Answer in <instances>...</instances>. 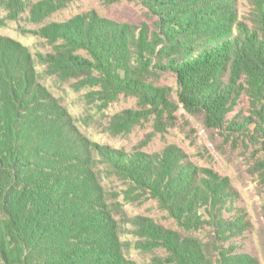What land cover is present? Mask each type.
Returning <instances> with one entry per match:
<instances>
[{"label":"trees","instance_id":"trees-1","mask_svg":"<svg viewBox=\"0 0 264 264\" xmlns=\"http://www.w3.org/2000/svg\"><path fill=\"white\" fill-rule=\"evenodd\" d=\"M70 1L0 0L2 24L14 20L52 47L34 53L0 34V264H139L133 249L151 254L150 264H262L243 249L255 224L230 176L176 143L128 152L93 141L44 81L89 88L85 100L97 110L136 97L139 108L111 115L114 135L177 102L253 149L251 172L264 193V0H243V11L241 0H135L152 23L92 9L21 26ZM164 74L176 79V102L157 83ZM112 180L121 189L111 190ZM148 199L177 227L128 214L125 206Z\"/></svg>","mask_w":264,"mask_h":264},{"label":"rangeland","instance_id":"rangeland-1","mask_svg":"<svg viewBox=\"0 0 264 264\" xmlns=\"http://www.w3.org/2000/svg\"><path fill=\"white\" fill-rule=\"evenodd\" d=\"M38 1V0H34ZM244 1L241 0V10ZM95 9L102 16L118 21L152 23L155 17L147 9L135 0H72L67 6L55 11L48 18L32 23L26 19L21 21L24 28H38L39 25L50 21H63L78 13ZM5 12L0 10V19ZM0 34L11 36L29 46L34 53L51 50V46L42 37L33 33L22 32L14 20L0 21ZM39 69L42 67L39 65ZM45 84L68 108L75 118L78 128L93 141L101 144H109L125 151L144 150L148 152L158 151L171 143H176L185 149L192 159L201 166H208L218 170L232 178L242 195V204L248 209L255 228L254 232L247 235L243 241V249L253 252L261 257L264 264V251L260 231L264 230V193L257 180L252 174L254 162L253 149H246L240 144L233 142L222 133L207 129L196 115H192L176 102L178 84L174 75L164 74L157 83L169 86L172 89V98L175 106L169 110L161 111V117L151 113L148 118L142 117L130 132H121L117 135L108 131L109 119L115 112L125 108H139L138 100L133 96H120L107 108L97 110L92 103L85 100L84 95L90 90L84 88L74 90L67 82L60 81L57 77H48ZM177 104V105H176ZM170 112L171 115L168 113ZM111 190L121 189L120 183L112 180L107 182ZM129 215L138 213L148 215L166 226L177 227L168 214L162 210L155 200L148 199L142 203H134L125 206ZM206 237V231L198 233ZM132 239V237H129ZM130 256L139 264H150L151 254H142L133 249Z\"/></svg>","mask_w":264,"mask_h":264}]
</instances>
